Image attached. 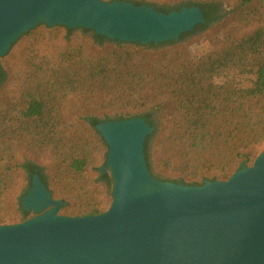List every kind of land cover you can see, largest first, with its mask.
Segmentation results:
<instances>
[{"label": "trees", "instance_id": "1", "mask_svg": "<svg viewBox=\"0 0 264 264\" xmlns=\"http://www.w3.org/2000/svg\"><path fill=\"white\" fill-rule=\"evenodd\" d=\"M212 2H188L200 6L205 23L167 42L170 47L162 52L154 49L166 43L112 41L80 27L88 34L71 39L74 28L62 25L65 46L54 53L50 45L53 35L60 36L58 28L40 31L38 26L23 33L21 38L32 37L27 48L9 63H0V89L8 87L12 103L9 110L0 109V192L6 190L9 176H15L19 180L27 177L25 194L35 172L50 187L43 167L17 151L21 143L30 153L49 157L60 174L70 179L76 188L66 195L86 196L65 215L104 212L109 202L94 193L89 181L94 162L101 156L93 133L95 125L103 121L92 112H115V120L158 108L165 129L176 136L184 151L208 152L219 159L208 165L213 175L204 180H227L241 162L251 165L264 150V0H240L247 21L221 38L208 39L200 55L186 54L185 37L204 30L214 20L205 9L216 8ZM108 41L115 44L100 47ZM230 69L247 82L204 80ZM164 164L171 172L175 169ZM99 180L109 183L111 178L100 172ZM203 181L187 184L201 185ZM20 199L18 213L27 217ZM16 223L19 221L0 219V225Z\"/></svg>", "mask_w": 264, "mask_h": 264}, {"label": "water", "instance_id": "2", "mask_svg": "<svg viewBox=\"0 0 264 264\" xmlns=\"http://www.w3.org/2000/svg\"><path fill=\"white\" fill-rule=\"evenodd\" d=\"M205 21L196 5L162 12L125 0H0V57L38 23L145 45L177 40ZM95 129L108 149L101 170L113 181L109 207L59 214L62 202L35 172L21 197L35 215L0 225V264H264V150L227 180L191 185L149 171L144 117Z\"/></svg>", "mask_w": 264, "mask_h": 264}, {"label": "rangeland", "instance_id": "3", "mask_svg": "<svg viewBox=\"0 0 264 264\" xmlns=\"http://www.w3.org/2000/svg\"><path fill=\"white\" fill-rule=\"evenodd\" d=\"M110 1V0H106ZM132 2H139L137 4L140 5H158V6H173L178 5L180 3H188V2H199V0H125ZM207 2L213 1L217 2L220 5V16L217 20L210 23L204 30L197 32L194 35L185 37L184 42H186V54H193L195 56L200 55L205 49V42L208 39L221 38L228 33L232 32L236 28H239L242 24H244L248 16L242 11V7L239 5L240 0H204ZM193 6V5H191ZM189 7V6H188ZM39 26L40 31L44 30H53L58 28L60 36L57 38L53 35L54 40L50 45V49L54 53L59 52L65 46V34L64 29L61 28L62 25H53L51 27L47 26L44 23H38L34 28ZM78 28V29H77ZM74 28L71 32V39L74 37H84L88 32H83L79 27ZM30 29V30H32ZM29 30V31H30ZM28 32V31H27ZM20 35L13 46L11 45L10 49L7 51L6 55L0 57V63L4 61V64L9 63L11 60L18 56L19 52L27 48V45L31 42V36H25L21 38ZM19 39V40H18ZM12 43V44H13ZM106 44L114 45V42H104L100 47H104ZM170 47V44H163L161 46L156 47V52H162L164 49ZM5 56V57H4ZM4 57V59H3ZM15 64V62H14ZM243 80L247 82L246 78L238 75L233 69L225 70L220 75L215 77L207 76L204 80L213 81L216 84H220L223 82L230 81H240ZM11 92L8 91V87H4L0 89V109L7 108L9 110L11 108ZM94 116L101 120L114 119L118 116L115 112H97L93 113ZM138 116L150 118L153 122L152 131L148 134V143L147 150L145 154L146 162L149 171L157 178L164 181H173L174 180H183V182L176 183H184L187 184L190 181L200 182L203 181L206 176L210 178L213 175V169L208 167L211 162L216 160L219 161L216 155L207 154L208 152H196L190 153L183 150V148L179 145L178 141L175 140V135L171 134L169 131L165 129V125L163 123L162 114L158 108H146L141 110L138 113ZM10 125V124H8ZM93 134L99 140V145L101 147V156L94 163V169L91 175L89 176V181L92 187L95 188V194L100 193V196L105 197V199L109 202L112 200L111 189H112V178L110 176L109 170L107 168L104 171L101 168L104 166L107 158V145L103 141L99 132L96 130ZM147 136V137H148ZM146 137V138H147ZM19 147L17 151L24 155L30 156L36 160V163L43 167V172L48 178L50 187L48 188L49 192H51V197L62 202L58 213L65 215V212L69 210H75L77 206L76 203H80L83 199H86V196L82 195H74L73 196L66 195V191H74L76 187L71 186L72 182L70 179H66L67 176H63L60 174L59 168L52 164V160L49 157H39L25 148L21 147V143H19ZM170 163V168H175L172 172L169 171L168 166L164 163ZM241 164V163H240ZM100 172L107 173L111 178L109 183L103 182L99 180ZM53 173L56 178H53ZM22 177V176H21ZM72 179H75L76 176H72ZM194 179V180H193ZM203 179V180H202ZM206 180V179H205ZM6 190L2 193L0 192V219L5 218L6 220H16V221H24L35 215L32 211L28 212L27 217H22L18 213V209L20 207L19 197L21 198L24 195V190L28 186V179L25 177L24 179H17L15 176L7 179ZM94 195V194H93ZM68 196V197H67ZM62 197H66L65 200H62ZM21 201V199H20ZM66 203V204H65ZM65 204V205H64ZM64 205V207H63Z\"/></svg>", "mask_w": 264, "mask_h": 264}, {"label": "flooded vegetation", "instance_id": "4", "mask_svg": "<svg viewBox=\"0 0 264 264\" xmlns=\"http://www.w3.org/2000/svg\"><path fill=\"white\" fill-rule=\"evenodd\" d=\"M212 3L215 4L216 8H214V6H213V7H209V8H205V9L209 12V15L211 16V18H214L213 21H215V19L217 20L218 17L220 16V5L217 2H212ZM187 4L188 3H180L178 5H173V6H158V5H151V6L155 7V9H157L159 11H162V12H166L167 11V12H169L171 10H178V9H180L182 7H185V6H187V7L191 6V5H187ZM195 5L200 8V6L198 4H195ZM201 11H202V13L204 15V12H203L202 9H201ZM204 18H205V16H204ZM144 119H145L146 122L151 121L150 118H147V117H144ZM152 124H153V122H152Z\"/></svg>", "mask_w": 264, "mask_h": 264}]
</instances>
